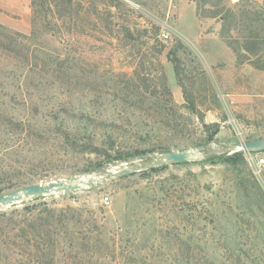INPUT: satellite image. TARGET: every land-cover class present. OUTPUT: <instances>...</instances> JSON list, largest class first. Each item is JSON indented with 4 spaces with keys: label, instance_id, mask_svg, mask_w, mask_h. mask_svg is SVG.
<instances>
[{
    "label": "rangeland",
    "instance_id": "rangeland-1",
    "mask_svg": "<svg viewBox=\"0 0 264 264\" xmlns=\"http://www.w3.org/2000/svg\"><path fill=\"white\" fill-rule=\"evenodd\" d=\"M14 120L30 143L0 195L136 150L222 152L6 207L0 264H264V168L227 159L264 137V0H0V143Z\"/></svg>",
    "mask_w": 264,
    "mask_h": 264
},
{
    "label": "water",
    "instance_id": "water-1",
    "mask_svg": "<svg viewBox=\"0 0 264 264\" xmlns=\"http://www.w3.org/2000/svg\"><path fill=\"white\" fill-rule=\"evenodd\" d=\"M230 148L231 152H243L245 154L262 153L264 152V137L241 141ZM208 149V144H202L194 148L177 151L168 150L161 154L146 152L139 154L130 163L127 162L125 164L115 160L80 175L46 183L28 185L16 191L0 195V211L12 204L27 202L32 198L70 194L94 186H100L106 180L113 178H122L136 172L165 165L200 162L222 152V150L210 151Z\"/></svg>",
    "mask_w": 264,
    "mask_h": 264
},
{
    "label": "trees",
    "instance_id": "trees-1",
    "mask_svg": "<svg viewBox=\"0 0 264 264\" xmlns=\"http://www.w3.org/2000/svg\"><path fill=\"white\" fill-rule=\"evenodd\" d=\"M236 13L234 10H229L227 15L224 17V19H227L228 22L230 20H235L236 19ZM212 17H216L212 16ZM227 29L224 27V29H222V34L223 37L226 39V42L228 44V46L234 51V53L236 54V56L239 58V60H241V53H254L252 52V50L250 48H248L247 46L244 48L238 47L237 45H235L234 41L231 38V35L226 31ZM11 126L10 128H8L7 132L5 134H7V140L3 141L0 143V149L3 151V155L5 154V158L6 160L4 161H0V175L3 174V172H6V168H13L16 169L18 168L17 166L19 165L18 161H14L10 155L16 153L19 150H23L24 147H27L30 142L28 141L29 139V132L32 130V128L30 126H25L23 121H11ZM30 129V130H27ZM32 133V132H31ZM218 133V130L215 132V134ZM33 136H35L34 133H32ZM212 139V138H211ZM27 145V146H26ZM136 153L139 154H143L146 153L143 151H137ZM131 155V154H128ZM217 156H211L208 159H214ZM244 157V153L243 152H236L233 154V156H229V158H227L228 160H238V159H243ZM8 160V161H7ZM168 166V165H165ZM165 166H160V167H155V168H151L149 170H157L160 169L162 167ZM147 171V170H145ZM127 177V176H125ZM39 198V197H36ZM31 207H28V209H30Z\"/></svg>",
    "mask_w": 264,
    "mask_h": 264
},
{
    "label": "built area",
    "instance_id": "built-area-1",
    "mask_svg": "<svg viewBox=\"0 0 264 264\" xmlns=\"http://www.w3.org/2000/svg\"><path fill=\"white\" fill-rule=\"evenodd\" d=\"M165 38H168V34H163ZM230 122V121H229ZM261 154V155H260ZM248 160L251 166L255 169L262 170L264 168V152L262 153H248ZM110 196L104 198V203H110Z\"/></svg>",
    "mask_w": 264,
    "mask_h": 264
}]
</instances>
